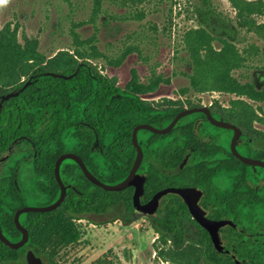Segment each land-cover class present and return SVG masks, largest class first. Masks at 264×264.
<instances>
[{
    "label": "trees",
    "instance_id": "16d2710c",
    "mask_svg": "<svg viewBox=\"0 0 264 264\" xmlns=\"http://www.w3.org/2000/svg\"><path fill=\"white\" fill-rule=\"evenodd\" d=\"M230 1L238 11L240 27H248L256 32L262 31V24L255 18L256 14L264 12L262 0ZM100 8L101 0H95V13H98ZM198 11L203 25L191 28L185 33V44L194 63L192 86L199 91L225 90L239 95L247 94L255 100H264V90L257 89L251 81L242 82L234 74V70L244 66L247 55L252 53V50L245 51L239 48L234 40L235 27L225 25L210 4L198 7ZM215 39L219 40V46L215 45ZM47 60L49 64L43 65L42 63ZM52 61L53 65L50 64ZM48 69L73 75L66 78L53 75V91L49 90L42 95L36 91L37 102L40 105H47L48 108L53 106V111H56L48 121V124L55 128L52 162L47 165L53 176V192L47 198L48 203L55 202L60 196L61 188L55 177L54 166L62 153L67 151L78 153L99 178L108 183H117L129 174L136 149L131 141L128 146L118 144L116 128L120 125L128 127L126 132H123V137L131 139L132 127L137 116H144L146 111H151L150 123L158 125L157 119L163 117L162 122L167 124L178 112L192 105L186 104L187 100H181L185 104H178L179 101L167 98L152 102L142 100L140 95L143 91L137 84L122 86L114 78L103 74L85 49L61 50L52 58H47L39 50L37 39H27L22 43L17 28L11 24L0 26V84L5 91L16 90L23 76ZM32 88L24 90L20 97L9 98L11 109L16 108L15 104L21 97L31 99L29 94L33 92ZM174 101L177 103L173 104ZM75 103L78 104L74 105ZM79 107L84 109L83 113L82 110H77V113L69 114L70 109ZM141 109L144 110L141 114L134 112ZM230 109V118L237 120L239 125H251L255 120L264 122V117L259 115L248 100L235 99ZM28 119L34 120V115L17 113L13 116L11 124L17 125L24 123L23 121L28 123ZM85 128H105L104 133L99 134L100 149L93 150L98 133ZM68 161L72 160H67L65 165ZM148 173L146 195L150 198L161 186L158 185L161 176L154 167L149 169ZM63 179L66 183H71V187L60 206L51 211H28L21 215V221L30 233V240L25 246L12 248L0 239V264H27L29 257L26 253L32 251L28 250L30 248L37 249L51 258L49 239L56 236L59 241L77 240L81 233L80 227L76 224L78 218L84 217L93 221L94 217L106 215L111 208L122 205L128 209L121 213L123 221L125 223L133 221L136 215L133 212V186L122 190H107L93 183L75 161H72V168H65ZM9 184L11 186L7 189V195L2 198L0 204V224L6 236L17 241L22 237V231L16 225L15 213L25 203L15 184L10 182ZM178 203L179 199L176 196L170 201L174 207L178 206ZM190 218L191 214L187 211L180 212L176 209L153 215L151 224L158 233L153 244L159 257L175 264H197L195 240H191L183 247L185 232L191 231L187 222ZM116 219L117 217L111 218L112 221ZM200 233L201 239L210 237L204 227H201ZM192 235L194 236V232ZM52 262L59 264L54 260ZM110 263L108 259H100L92 264Z\"/></svg>",
    "mask_w": 264,
    "mask_h": 264
},
{
    "label": "rangeland",
    "instance_id": "374dc122",
    "mask_svg": "<svg viewBox=\"0 0 264 264\" xmlns=\"http://www.w3.org/2000/svg\"><path fill=\"white\" fill-rule=\"evenodd\" d=\"M204 4H210L225 25L235 27L239 48L252 50L245 65L234 70L235 76L242 82L253 81L255 71L261 70L259 80L263 79L264 12L255 15L262 31L240 27L238 11L230 0H101L98 13L95 0H7L0 4V26L17 28L22 43L37 39L47 58L61 50L85 49L103 74L122 86L135 83L144 95L156 100L184 96L188 105L215 100L229 105L238 98L236 93L199 91L192 86L194 63L185 33L203 25L198 7ZM214 43L220 45L218 39ZM248 102L264 113V100ZM230 121L237 124L235 119ZM20 159V152L12 154L2 172L7 174ZM39 179L30 163H21L18 180L28 206L46 201L38 193ZM119 216L114 208L93 221L76 220L81 232L78 239L66 242L52 236L49 253L59 264H92L100 259H108L110 264H175L158 256L153 244L158 233L148 214L137 212L130 224L121 218L111 220Z\"/></svg>",
    "mask_w": 264,
    "mask_h": 264
},
{
    "label": "flooded vegetation",
    "instance_id": "af4514ba",
    "mask_svg": "<svg viewBox=\"0 0 264 264\" xmlns=\"http://www.w3.org/2000/svg\"><path fill=\"white\" fill-rule=\"evenodd\" d=\"M52 57L53 56L50 58ZM42 64L46 65L49 64V62L47 60ZM50 64L53 65V61ZM49 72L54 71L48 69L23 76L18 82L20 85L16 90L5 91L4 87L0 84V204L2 198L7 195L8 187L11 186L9 182L15 184L25 203L24 191L18 180L19 167L22 162L30 163L35 174L40 177L36 185L39 195L46 199L43 205L53 203L47 202V198L53 192V176L48 170L47 165L52 162L53 131L55 128H53V125H49L48 121L49 118L53 117L56 111H53V106L48 108L47 105H40L39 102H37V98H35L36 91L40 95L49 90L53 91V74ZM260 74L261 70L255 71L254 79L251 82L257 89L264 90V74L263 79L259 80ZM30 87H33V92L29 94L31 99L21 97L20 101L15 104L16 108L11 109L8 102L9 99L3 100L4 95L7 93L18 91L23 88L19 95H17L20 97L21 93ZM236 95L238 96L236 99L248 101L252 99L247 94ZM166 98L179 101L178 104H185V102L183 103L182 101L187 99L184 96ZM166 98L161 100H165ZM140 99L151 102L156 100L147 94L140 95ZM175 101L172 103L176 104L177 102ZM232 101L229 105H225L215 100L210 104L197 103L186 108L205 105L211 109L213 115L217 119L230 121ZM77 104L78 103H75L74 105ZM77 110H82V113L84 112V109L79 107L78 109H70L69 114L77 113ZM87 111L86 109L85 112ZM143 111L144 110L141 109L135 110L134 112L141 114ZM101 112L102 110H100V113ZM17 113L20 115H23V113L28 115L33 114L34 120L28 119V123L23 121L24 123L17 125L11 124L13 116ZM191 114H194L193 118H188L189 114L182 117L178 123L166 133H157L146 128L138 131V141L143 149V158L137 172L146 177L144 183L145 190L140 196V202L141 204L148 203L157 192L168 187L194 189V196H198L197 203L200 209L209 219L219 222L217 242L213 239L208 229L194 217L186 198L177 192L171 191L164 194L160 198L159 205L154 213H146L149 215L150 224L153 215L160 212L166 213L174 211L175 209L180 212L187 211L191 214L190 220H187L191 231L185 232L183 247H186L191 240H195V247L198 252L196 255L198 260L197 264H264V166L249 164L235 154L233 150V140L236 133L235 128L223 127L212 123L207 114L203 111H197ZM259 115L264 117V113H259ZM151 116L152 112L146 111V115L137 116L135 118L131 139H124L123 137V132H126L128 127L120 125L119 128H116L118 144L120 146L123 144L128 146L130 141L133 146H135L136 154L133 165L138 154V147L134 142V130L138 125L143 123L154 125L149 122ZM22 120L21 118V121ZM163 120V117H159L157 119L159 124L154 126L157 128H165L172 121L164 124L162 122ZM100 122H103L102 117L100 118ZM85 123L88 124L86 121ZM236 125L239 127V135L237 137V150L239 153L246 157L264 161V122L255 120L251 125ZM129 127H131V125H129ZM85 129H92L98 133L97 139L93 143V150L100 149L101 143L99 141V134L101 132L104 133L105 128ZM125 136L128 138L126 134ZM18 152L21 154L19 162H17L16 166L7 174L3 173V165L10 159L12 154ZM67 152L76 153L74 151ZM76 154L79 155L78 153ZM67 160L75 161L72 158H67L62 162L60 167L62 179L65 168H72V161H68L65 165ZM83 160L85 161L84 158ZM56 161L54 173L57 179ZM75 162L83 170L82 166L77 161ZM152 167H154L161 176L158 183V185L161 186L150 198H147L146 183L149 179V169ZM64 183L68 186V193L71 183H66L65 181ZM130 186L134 187L133 212L136 214L133 221L130 222L132 223L137 218V212L142 211L138 209L134 202L136 187L134 185ZM175 196L179 199L178 206L176 207L170 204L171 199ZM23 206H26V204ZM114 208H117L120 212V216L117 217V219L121 218L122 212L128 211V209L122 205ZM82 219L86 218L82 217L76 220ZM201 227L206 229L210 236L209 238H200ZM193 232L194 236L192 235ZM28 250H32L35 256L41 257L40 264H54L52 261H56L53 257L48 258L37 249L30 248ZM27 255L29 257L28 253H26V256ZM50 259H52V261ZM29 262L30 259L27 264H29Z\"/></svg>",
    "mask_w": 264,
    "mask_h": 264
},
{
    "label": "water",
    "instance_id": "95a60500",
    "mask_svg": "<svg viewBox=\"0 0 264 264\" xmlns=\"http://www.w3.org/2000/svg\"><path fill=\"white\" fill-rule=\"evenodd\" d=\"M49 73L53 74L55 76H61V77H65V78L72 76V75H66V74L59 73V72H49ZM21 90L12 91V92L7 93L6 95H4L3 100H7L11 97L19 95ZM197 111L205 112L207 114L208 118L210 119V121L216 125L223 126V127L235 128L236 133H235V137L233 140V150H234L235 154H237V156L241 157L245 162H247L249 164L264 166L263 160L254 159L251 157H246V156L239 153V151L237 150V137L239 135V127L236 124H234L230 121L224 120V119H217L213 115L211 109L205 105L200 106V107L186 108V109L180 111L174 117V119L168 124V126L165 128H157L156 126L151 125V124H147V123L140 124L135 128L133 136H134V142L138 147V154L136 157V161H135L133 167L131 168L129 174L127 175L126 178H124L120 182L108 183V182H105L104 180L100 179L97 175H95L89 169V167L87 166V164L83 160V158L81 156L77 155L76 153L65 152V153L61 154L56 161V175H57V180L61 186V193H60L59 198L55 202L48 204V205H43V206H28V205H26V206L18 208V210L15 213V222H16L17 227L23 233L22 238L20 240H17V241L11 240L10 238H8L6 236V234L4 233V231L2 229V226L0 224V239L3 242H5L7 245L11 246L12 248L18 249V248L22 247L29 240L30 234H29L28 228L25 227L23 225V223L21 222V219H20L21 214L24 212H28V211H51V210H54L58 206L61 205V203L66 198L68 186L64 183V181L61 177L60 167H61L62 162L65 159L72 158L82 166L86 176L93 183H95L99 186H102L103 188H105L107 190H122V189H124L130 185H134L136 187L135 194H134L135 205L138 207L139 210H141L144 213H149V214L154 213V211L157 209V207L159 205L160 198L168 192L172 191V192H177V193L183 195L186 198L194 217L205 228L208 229V231L211 233L213 239H215V241L217 242L219 222H216V221L209 219L205 215V213L200 209V207L197 203L198 196L197 197L194 196V191H195L194 189H192V188H181V187H168V188H165V189L157 192L148 203L141 204V202H140V196L144 193V190H145L144 183H145L146 177L137 172L138 168L141 164L142 158H143V149H142V146L139 144V141H138V131L140 129L146 128V129H150V130L157 132V133L169 132L172 129V127L174 125H176L182 117H184L188 114L197 112ZM29 259H30L29 264H40V262H41V257L35 256V253L32 251L29 252Z\"/></svg>",
    "mask_w": 264,
    "mask_h": 264
},
{
    "label": "clouds",
    "instance_id": "9594fccd",
    "mask_svg": "<svg viewBox=\"0 0 264 264\" xmlns=\"http://www.w3.org/2000/svg\"><path fill=\"white\" fill-rule=\"evenodd\" d=\"M7 3V0H2V2H0V4H5Z\"/></svg>",
    "mask_w": 264,
    "mask_h": 264
},
{
    "label": "snow or ice",
    "instance_id": "6c2138e0",
    "mask_svg": "<svg viewBox=\"0 0 264 264\" xmlns=\"http://www.w3.org/2000/svg\"><path fill=\"white\" fill-rule=\"evenodd\" d=\"M0 2H2V0H0Z\"/></svg>",
    "mask_w": 264,
    "mask_h": 264
}]
</instances>
